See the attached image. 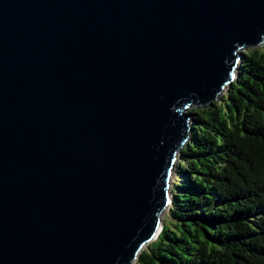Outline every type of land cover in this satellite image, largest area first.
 <instances>
[{
  "label": "water",
  "instance_id": "95a60500",
  "mask_svg": "<svg viewBox=\"0 0 264 264\" xmlns=\"http://www.w3.org/2000/svg\"><path fill=\"white\" fill-rule=\"evenodd\" d=\"M262 43L264 0H0V264H135Z\"/></svg>",
  "mask_w": 264,
  "mask_h": 264
},
{
  "label": "trees",
  "instance_id": "16d2710c",
  "mask_svg": "<svg viewBox=\"0 0 264 264\" xmlns=\"http://www.w3.org/2000/svg\"><path fill=\"white\" fill-rule=\"evenodd\" d=\"M219 100L192 106L171 201L135 264H264V44Z\"/></svg>",
  "mask_w": 264,
  "mask_h": 264
},
{
  "label": "rangeland",
  "instance_id": "374dc122",
  "mask_svg": "<svg viewBox=\"0 0 264 264\" xmlns=\"http://www.w3.org/2000/svg\"><path fill=\"white\" fill-rule=\"evenodd\" d=\"M264 43H262V44H260V45H257V46H254V47H259V46H261V45H263ZM247 49H249V48H240L239 49V51L240 52H245V51H247ZM224 91H225V89L222 91V93L220 94V95H222L223 93H224ZM220 95H219V97H220ZM219 97L217 98V99H215L214 101H217V100H219ZM191 134V133H190ZM180 154L178 153L177 154V158H176V161H175V165H176V162L180 159V156H179ZM175 168V167H174ZM176 173H175V169H174V175H175ZM174 175H172V182H173V177H174ZM167 211H168V209H166L163 213H162V221H163V219L166 217V215H167Z\"/></svg>",
  "mask_w": 264,
  "mask_h": 264
},
{
  "label": "bare ground",
  "instance_id": "6f19581e",
  "mask_svg": "<svg viewBox=\"0 0 264 264\" xmlns=\"http://www.w3.org/2000/svg\"><path fill=\"white\" fill-rule=\"evenodd\" d=\"M165 211V210H164Z\"/></svg>",
  "mask_w": 264,
  "mask_h": 264
}]
</instances>
